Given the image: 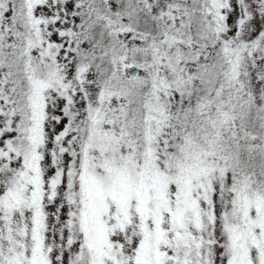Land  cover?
<instances>
[{
    "label": "rangeland",
    "instance_id": "obj_1",
    "mask_svg": "<svg viewBox=\"0 0 264 264\" xmlns=\"http://www.w3.org/2000/svg\"><path fill=\"white\" fill-rule=\"evenodd\" d=\"M23 3L0 0V264H264V0Z\"/></svg>",
    "mask_w": 264,
    "mask_h": 264
},
{
    "label": "trees",
    "instance_id": "obj_2",
    "mask_svg": "<svg viewBox=\"0 0 264 264\" xmlns=\"http://www.w3.org/2000/svg\"><path fill=\"white\" fill-rule=\"evenodd\" d=\"M121 1H124V0H121ZM12 3H13L14 8H15L14 13H17L19 11L20 13H22V16H24L26 14V8H25V5L23 3V0H12ZM11 19H12V17H11ZM140 25L142 27L147 26L145 24V20ZM151 29H152V27H151ZM254 123H255V125H254L253 129L254 130L256 129L255 131L258 132V128L260 127L258 115H256V119H255ZM244 150L241 153V157H242L241 165H242L243 169H245L247 172H248V170H252V172H249V173L253 174L254 180H255V182H254L255 185L257 182V183H259V184H257V186L262 187L264 189V156H260V154H258V153H254V154L251 153V157H250L248 155L247 151H246V154L244 153ZM261 158H262V160H261ZM257 164H260L261 165L260 167H263V169H260V171H259V169H257L258 166H256ZM81 177H82V175H81ZM93 188H96V186L93 185ZM80 198H81L80 200L83 203V205L88 203V200L86 197V192H84L83 185L81 186V189H80ZM85 213H86V215H84L85 220H86V217H90L92 219L91 216H93L94 212L89 211V210H85L84 214ZM82 214H83V212H82ZM236 224L239 226L240 223H238V221H236ZM248 231H251V229H249ZM249 235L253 236L251 233H249ZM85 250H86L84 252L85 255L83 257V259L85 260L84 264H95L93 261L94 259L92 257L93 254L89 252L88 248H86Z\"/></svg>",
    "mask_w": 264,
    "mask_h": 264
},
{
    "label": "water",
    "instance_id": "obj_3",
    "mask_svg": "<svg viewBox=\"0 0 264 264\" xmlns=\"http://www.w3.org/2000/svg\"><path fill=\"white\" fill-rule=\"evenodd\" d=\"M127 75L132 77L136 74V68L135 67H130L127 71H126Z\"/></svg>",
    "mask_w": 264,
    "mask_h": 264
}]
</instances>
